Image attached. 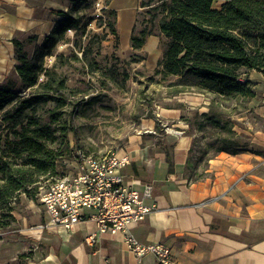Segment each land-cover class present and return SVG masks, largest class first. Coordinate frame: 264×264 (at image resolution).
<instances>
[{
	"label": "crops",
	"instance_id": "1",
	"mask_svg": "<svg viewBox=\"0 0 264 264\" xmlns=\"http://www.w3.org/2000/svg\"><path fill=\"white\" fill-rule=\"evenodd\" d=\"M119 5L132 17V35L133 3ZM67 10L66 0H0V78L16 76L12 40L35 36L40 44L57 19L50 12ZM156 39L148 36L140 50L149 44L158 61L161 50L158 56L151 45ZM242 80L250 82L253 98L170 91L168 105L141 120L117 152L130 156L122 170L126 180L152 186L146 203L154 210L132 227V235L142 244L168 246L177 264H264V73L243 70ZM222 139L243 147L236 154L216 152ZM19 200L13 223L0 228V264H158L153 256L137 261L120 235L86 246L92 221L65 239L37 231L45 221L41 205Z\"/></svg>",
	"mask_w": 264,
	"mask_h": 264
},
{
	"label": "trees",
	"instance_id": "2",
	"mask_svg": "<svg viewBox=\"0 0 264 264\" xmlns=\"http://www.w3.org/2000/svg\"><path fill=\"white\" fill-rule=\"evenodd\" d=\"M85 1L69 0L67 11H51L57 19L40 44L35 36L12 40L16 79L6 77L5 84L0 86L1 122L6 132L2 145L0 138L1 229L14 221L12 204L19 194L34 199L42 181L58 176L55 175L60 157L55 149L58 138L67 147V129L60 126L57 113L64 104L61 96L65 79L53 71L54 66L45 68L44 62L55 54L59 44L69 42L68 31L75 36L85 33L89 20L83 22L85 17L79 7ZM214 1L140 3L151 14L150 26L155 22L165 40L153 75L167 81L172 95L197 92L227 100L253 98L251 84L242 80V74L243 70L264 73V0H224L219 8L213 6ZM108 4L106 1L101 9L110 18L104 27L118 44L116 13L106 8ZM150 26L143 27L138 36L133 28L131 49L138 51L143 47L151 35ZM102 36L94 35L99 39ZM73 44H77L82 59H86L90 48ZM29 45H33L31 52L26 49ZM49 103L54 104V110L49 113V122L43 123L39 112ZM53 125L57 128L53 129ZM155 128L159 130L157 122ZM242 147L237 141L222 139L215 151L236 154Z\"/></svg>",
	"mask_w": 264,
	"mask_h": 264
},
{
	"label": "rangeland",
	"instance_id": "3",
	"mask_svg": "<svg viewBox=\"0 0 264 264\" xmlns=\"http://www.w3.org/2000/svg\"><path fill=\"white\" fill-rule=\"evenodd\" d=\"M66 1L69 8V0ZM106 1L109 3L106 8L115 9L119 14L116 24L118 44H115L108 29L104 27L105 23L110 21V18L101 11L105 8ZM123 1L125 5L127 0ZM130 1L133 3L135 13L133 33L138 36L139 31L145 26L149 29L151 23L148 8L140 6L141 2L146 3L148 0ZM121 2L122 0H86L81 3L80 12L85 17L83 22L89 20L85 33L75 36L73 31H68L69 42L59 44L55 54L45 59L44 67L54 66L53 71L65 79V89L61 96L64 104L57 113L60 126L67 129L65 135L67 147L63 146L61 138H58L55 149L60 157L55 175L71 170L68 158L71 147L81 148L96 157L117 153L127 144L128 136L139 130L141 120L156 116L161 106L168 105V102L164 101L166 95L170 93L167 81L162 82L159 76L153 75L160 59L158 61L153 59L155 55L153 52L151 54L149 44L144 48V52L131 49L129 35L131 30L128 31V26L132 17L129 19L128 13L122 12L119 7ZM219 4L220 0H216L213 6L216 8ZM150 31V36L157 38V43L151 45L154 51L158 50L159 56L165 40L160 38L155 22L150 26ZM102 34L104 35L102 39L94 37V35L101 37ZM73 42L79 43L82 48L86 46L90 48L86 59H82L81 50ZM32 46H27L28 52H31ZM9 77L16 79L14 75ZM4 84L5 79L0 78V86ZM18 88L17 81L16 89ZM53 110L54 104L49 103L39 112L43 123L49 122L48 116ZM1 120L2 113H0L2 145L6 132ZM52 128H57V125H53ZM44 183L45 181L41 182L42 185ZM24 197L23 194H19L12 207L15 208L20 202L19 199ZM30 200L38 201L37 195Z\"/></svg>",
	"mask_w": 264,
	"mask_h": 264
},
{
	"label": "built area",
	"instance_id": "4",
	"mask_svg": "<svg viewBox=\"0 0 264 264\" xmlns=\"http://www.w3.org/2000/svg\"><path fill=\"white\" fill-rule=\"evenodd\" d=\"M68 158L70 171L39 184L37 199L45 221L35 230L65 239L75 234L79 224L92 221L95 229L84 237L86 246L93 247L105 235H120L137 261L153 256L158 264H177L168 246L142 244L131 233L154 206L146 203L152 195L150 184L124 178L122 170L130 163L126 152L96 157L71 147Z\"/></svg>",
	"mask_w": 264,
	"mask_h": 264
}]
</instances>
